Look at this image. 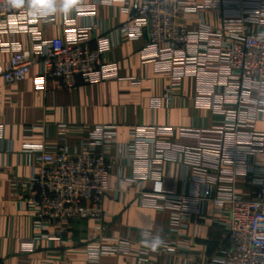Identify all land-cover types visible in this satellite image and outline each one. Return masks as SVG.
Masks as SVG:
<instances>
[{
    "label": "built area",
    "instance_id": "obj_1",
    "mask_svg": "<svg viewBox=\"0 0 264 264\" xmlns=\"http://www.w3.org/2000/svg\"><path fill=\"white\" fill-rule=\"evenodd\" d=\"M111 2H120L128 16L117 33L139 40L147 31L149 43L141 51L144 63H153L157 72L170 76L165 93L153 98L152 106L172 107L185 79L195 77L197 102L224 117L222 123L209 127L181 128L177 138L173 126L135 128L122 159L132 170L130 181L153 182L150 191L140 190V205L169 211L171 230L178 232L186 220L203 214V208L213 202L215 212L228 218L229 245L202 264H264V164L254 163L257 155L264 156V132L256 130V122L264 116V0ZM92 8L78 0L73 12L67 17L62 14L64 36L46 38L38 23L56 22L57 13L38 16L27 7L14 9L7 0H0V32H25L32 43L25 48L0 38L2 49L11 52L8 66L0 67V77L13 84L25 80L31 68L41 64L36 78L39 88L59 79L70 92L80 83L120 79L117 63L109 59L111 39L98 37L93 47L95 25L79 22ZM181 9L195 14L198 29L179 24ZM211 11L220 13V24L207 21L206 13ZM12 24L16 27H10ZM132 81L141 83L138 78ZM37 129L28 127L31 132ZM57 130L54 149L45 143L25 144V150L35 157L33 173L17 182L23 200L34 211L36 228L43 232L27 248L29 252L37 249L40 239L67 248L72 222L103 223L106 196L120 192L112 180L119 160L109 151L117 142L115 124L90 127L88 139L74 149L69 146L67 125ZM4 132L5 126L0 124V138ZM166 162H182L191 170L188 192L180 193L177 180L164 174ZM241 182L251 185L249 196L239 188ZM47 230L51 231L44 234ZM105 239L112 243L92 242L81 247L89 257L88 264H100L104 255L133 256L137 264H150L155 255L175 254L180 249L164 238L156 251L124 236Z\"/></svg>",
    "mask_w": 264,
    "mask_h": 264
},
{
    "label": "crops",
    "instance_id": "obj_2",
    "mask_svg": "<svg viewBox=\"0 0 264 264\" xmlns=\"http://www.w3.org/2000/svg\"><path fill=\"white\" fill-rule=\"evenodd\" d=\"M79 2L94 7L85 12L79 22L95 25L93 47L97 46L98 37L111 39L113 49L109 59L117 63L120 79L80 83L75 92H70L59 79L49 80L45 89L39 88L36 78L41 74V64L33 66L25 80L13 84H6L0 77V124L5 126L4 136L0 138V264H88L89 257L82 246L92 242L112 243L105 238L121 236L141 242L143 230L154 232L157 228L162 229L166 241L180 249L175 254L162 252L155 255L150 264H202L221 247L229 245L228 218L216 213L215 204L209 202L203 208V214L190 217L178 232L172 231L169 211L140 205V190L150 191L153 182L130 181L132 170L124 164L122 157L137 126H173L177 138L181 128L209 127L222 123L224 117L197 102L198 80L195 77L185 79L172 107L154 108L152 99L163 96L170 84V76L157 72L153 63H144L141 51L149 43L148 32L139 40H130L117 33L128 18L120 2ZM194 17L195 14L189 15L181 9L179 24L196 30L199 24ZM56 18V22L38 23L44 37L64 36L62 14L57 13ZM206 19L211 24L221 22L217 11L207 12ZM0 38L1 42H15L25 48L32 44L25 32H0ZM1 46L0 43V67L6 68L11 52ZM132 78L141 79V83H134ZM202 103L206 105L205 101ZM101 124L117 126V142L109 146V151L119 160L112 180L120 190L106 196L107 213L103 223L75 220L66 236L67 248L61 247L59 242L40 239L37 249L29 252L27 248L43 232L36 228L34 211L23 200L22 188L17 182L29 179L33 173L35 157L25 150V144L45 143L49 149H54L59 139L58 127L67 125L69 146L74 149L82 139H88L86 131L90 127ZM29 126L39 129L31 132ZM256 130L264 132V116L256 122ZM254 163L264 164V156L257 155ZM164 169L167 178L177 180L180 193L189 191L191 170L187 166L182 162H166ZM239 188L246 196L251 194L249 182H241ZM50 231H44V234ZM100 264H137V259L104 255Z\"/></svg>",
    "mask_w": 264,
    "mask_h": 264
},
{
    "label": "clouds",
    "instance_id": "obj_3",
    "mask_svg": "<svg viewBox=\"0 0 264 264\" xmlns=\"http://www.w3.org/2000/svg\"><path fill=\"white\" fill-rule=\"evenodd\" d=\"M8 5L14 9H27L38 16L61 13L67 17L78 4V0H7ZM162 188V185H157ZM162 229L157 228L154 232L147 229L141 232V242L145 248L156 251L164 243Z\"/></svg>",
    "mask_w": 264,
    "mask_h": 264
}]
</instances>
